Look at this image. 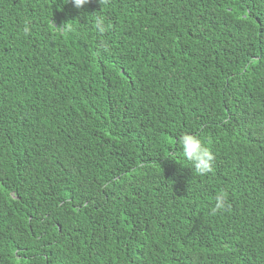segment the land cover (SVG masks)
<instances>
[{
  "label": "trees",
  "instance_id": "16d2710c",
  "mask_svg": "<svg viewBox=\"0 0 264 264\" xmlns=\"http://www.w3.org/2000/svg\"><path fill=\"white\" fill-rule=\"evenodd\" d=\"M0 264H264V0H0Z\"/></svg>",
  "mask_w": 264,
  "mask_h": 264
}]
</instances>
